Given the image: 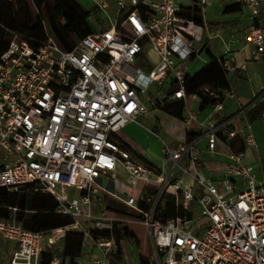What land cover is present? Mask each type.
<instances>
[{"label":"built area","instance_id":"2783aa9c","mask_svg":"<svg viewBox=\"0 0 264 264\" xmlns=\"http://www.w3.org/2000/svg\"><path fill=\"white\" fill-rule=\"evenodd\" d=\"M233 4L246 8L254 22L264 11V0H226L223 8ZM210 5L212 0H114L112 16L107 14L110 1L100 0L98 7L106 12L103 27L72 51L48 33L40 43L25 33H11L0 55V190L51 195L58 202L56 213L74 221L34 232L18 221V208L0 204V239L16 246L11 264H40L43 252L64 250L77 231L80 254L57 256L52 264H112L110 256L118 252L116 220L106 212L93 215V198L105 194L142 215L141 224L153 233L154 256L148 264H264V165L260 158L244 162L245 151L258 148L250 125L234 128L223 140L227 144L241 137L244 150L229 153L231 163L222 168L219 182L200 172L196 141L206 138L208 152L216 154L224 126L201 122L193 110L182 119L185 140L176 148L164 146L159 170L137 163L114 139L139 117L188 99L191 60L220 37L211 29ZM195 11L200 23L187 17ZM250 41L256 54L264 55V29L255 28ZM233 42L226 45V54ZM223 65L229 71L233 60ZM165 85L164 95L152 93L153 87ZM222 109L221 103L215 105L216 113ZM183 158L193 169L192 184L184 189L171 181ZM119 167L131 185H160L158 199L175 195L174 216L163 221L156 203L144 211V198L120 196L99 183L108 176L116 181ZM92 230L107 231L111 238H95Z\"/></svg>","mask_w":264,"mask_h":264},{"label":"crops","instance_id":"0c3cea01","mask_svg":"<svg viewBox=\"0 0 264 264\" xmlns=\"http://www.w3.org/2000/svg\"><path fill=\"white\" fill-rule=\"evenodd\" d=\"M212 4L214 7H220L223 13L224 1L212 0ZM243 10L244 8L237 13H242ZM215 13L216 11H211V29L214 35L220 37L214 38L206 46L204 56L191 60L186 72L189 78V83L185 87L188 99L181 101L184 104L182 117L186 115L188 110H193L199 114L201 122L212 121L217 125L224 126L219 133L221 141L218 143L216 154L208 152L206 138L200 137L196 141V147L201 150L200 172L206 179L210 180H212V174L221 172L225 165L231 163L228 158L230 152L240 153L244 150L241 137H236L227 144L222 143L223 140H227L228 132L234 128L241 130L251 126L258 148L256 150L247 149L244 162L254 163L257 158H260L264 165V111L262 110L264 106V55H257L256 47L250 41L251 32L256 28L255 22L250 18L249 11L243 18L235 17L228 20L215 18ZM231 39L234 41L230 45L232 52L226 54V45ZM216 40H220V45L216 44ZM211 55L219 63L210 66L213 61ZM151 56L153 60L157 59L155 54L152 53ZM228 60H233V65L231 70L226 71L223 62ZM147 68L150 67L147 66ZM203 88L225 89L224 99L220 102L223 109L219 113L215 112V106L201 108L202 101L197 98L196 92ZM156 93H161L159 88L155 92L153 91V94ZM164 94L162 93V95ZM174 110L176 111V108ZM241 111H244V114H241ZM182 117L170 114L165 109H160L154 114L139 117L138 123L127 126L114 139L130 151L137 163L159 170L163 164L164 146L176 148L180 142L185 140V125ZM192 173L193 169L189 166L188 160L183 158L180 162V168L172 174L171 181L184 189L192 184L190 176ZM117 174L118 179L116 181L108 176L99 179V183L109 192L120 196L128 195L138 200H142L148 190H158L159 192L162 190L161 186L155 183L137 181L135 185L129 184L127 181L128 174L122 167L118 168ZM119 181L123 183L121 189L118 187ZM176 192L181 195V191H173V193ZM199 192L200 190L196 188V194ZM167 195H171L170 197L176 204V196ZM70 236L64 250L59 254L67 253L78 256L81 250L82 235H80V240L77 243L76 239H72ZM120 248L122 250L121 263L128 264L121 245ZM111 262L114 264L113 260ZM87 264L89 263L87 262Z\"/></svg>","mask_w":264,"mask_h":264},{"label":"trees","instance_id":"16d2710c","mask_svg":"<svg viewBox=\"0 0 264 264\" xmlns=\"http://www.w3.org/2000/svg\"><path fill=\"white\" fill-rule=\"evenodd\" d=\"M32 1L36 10L39 11V16H37L36 19H33L29 14L28 7L22 0H9L0 6V55L8 49L11 42V33L14 32L25 33L37 43L46 40L48 29H45L43 26V23H46L42 13L44 8L46 9L47 20L54 38L68 51H72L83 38L98 31L93 28L89 22V19L92 17L91 8L85 9L78 1ZM242 9L243 7L237 4L228 5L224 8L223 14L237 13ZM187 17L200 23L197 11L194 13H188ZM255 27L264 29V11L255 21ZM98 28L101 29L102 27ZM211 56L213 57V61L210 66L219 63L213 55ZM187 83H189L188 77L186 78V84ZM209 90L213 95L205 93L202 89H199L196 92L197 96L200 97L202 101L201 108L205 106H215L224 99L225 89L219 88L212 90V88H210ZM174 108H176V111ZM164 109L170 114L182 117L184 104L181 101H175ZM262 110L264 111V106ZM147 193L152 196H157L160 192L158 190H148ZM1 199H4L6 202L2 203ZM0 204L18 208L20 210L17 215L18 221L22 223L27 230L34 232L46 233L56 228L70 225L74 222L71 218L56 213L58 202L48 194L23 193L22 195H8L4 190H0ZM140 207L144 211H147L150 208V204L146 200H143L140 202ZM115 231L116 229L113 232V236L118 244V252L115 255L113 263L122 264L120 242L122 239H136V236L128 229H124L123 232L118 234V236H115ZM91 233L95 238L99 236L107 239L111 238V234L107 231L99 232L97 230H92ZM63 254L67 253L57 254L55 251L46 250L42 254L40 264H52L55 257ZM141 264H148V261L145 258H141Z\"/></svg>","mask_w":264,"mask_h":264},{"label":"rangeland","instance_id":"374dc122","mask_svg":"<svg viewBox=\"0 0 264 264\" xmlns=\"http://www.w3.org/2000/svg\"><path fill=\"white\" fill-rule=\"evenodd\" d=\"M9 0H0V6L8 2ZM28 7L29 14L32 18L36 19L39 16V11L36 10L35 5L32 0H22ZM79 2L85 9L91 8L92 17L89 19L92 27L96 30H99L98 27H103V24L100 21H104L106 18V12H103L99 7L98 3L100 0H72V2ZM112 5V9L107 12V14L112 15L114 13V0H109ZM225 1V0H220ZM211 11L215 12L214 17L220 18L222 20H228L235 17L243 18L245 14H248V10L244 8L242 13H237L234 15L222 13V9L220 7H214L213 4L208 7V16L209 19L211 17ZM44 20L47 25L48 33L54 37L53 32L50 28V25L47 20L46 9L43 10ZM245 20V19H244ZM98 24V27H97ZM216 44L220 45V40L215 41ZM205 53L202 54L204 56ZM138 65V64H137ZM140 65V64H139ZM160 89V94L165 93L167 89V85ZM157 90L156 87H153V91ZM223 179L222 172H216L212 174V180L218 181ZM122 182L119 181L118 187L122 188ZM158 196H152L151 194H146L143 198L146 200L150 207L156 203L157 210L164 221L172 218L175 214V204L171 195L163 194L159 199ZM150 199L147 200V199ZM2 203L6 201L1 199ZM193 206H195L193 204ZM103 212H106L109 216L115 218V236H118L119 233L123 232L124 229H128L130 232L134 233L136 239H122L120 245L125 253V260L128 264H141V258H145L147 261L152 260L154 256V245H153V233L148 231L142 222V215L135 211L134 209L128 208L118 200L114 199L110 195H103L101 198L94 197L93 198V215L95 217L100 216ZM191 217H196V213H191ZM81 232H73L70 236L72 239H76V243L80 240ZM120 238V237H119ZM16 250V246L4 239H0V264H11V260L13 257V253ZM62 249L56 250L57 254L61 252ZM115 259V255H111V260Z\"/></svg>","mask_w":264,"mask_h":264}]
</instances>
